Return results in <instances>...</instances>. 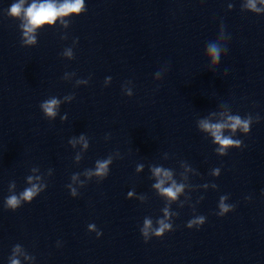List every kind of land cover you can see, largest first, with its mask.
Wrapping results in <instances>:
<instances>
[{"label":"clouds","instance_id":"clouds-1","mask_svg":"<svg viewBox=\"0 0 264 264\" xmlns=\"http://www.w3.org/2000/svg\"><path fill=\"white\" fill-rule=\"evenodd\" d=\"M26 0H18L11 4L7 10L9 17L13 19H20L23 21L22 28L25 39V43L34 44L36 42V37L33 35L35 30L39 28L42 24H52L56 21L58 17H67L70 15L79 16L82 13L87 11L85 0H63V2H53V0H44L42 3L32 2L27 7H25ZM247 7L256 13L264 11V9L257 8L255 0H248ZM220 48L215 43H210L208 45V53L212 57L213 62L219 61L220 58ZM68 55H71L69 52ZM59 101L55 98H52L48 101L43 102L40 107L43 112L50 117L56 115V107L58 106ZM230 123H219V124H210L207 121H201V128L205 131L211 133L215 138V141L220 145L216 149L217 152L224 154L230 146L240 147L241 142L238 140H233L231 137L223 136L222 130L225 128H230L233 132L237 128L247 133L249 131L250 125L252 124V118L241 119L239 116H230L228 118ZM259 117H257V122ZM83 139V137H81ZM110 161L98 162L96 168V175L105 176L107 174V165ZM154 173L157 177H162L159 182L155 185L161 193L169 197L170 199H175L177 194L182 190L183 185H177L175 182L171 184L170 187H163L166 180H171V173L164 171L160 168L154 169ZM40 189L33 185L30 188L25 189L20 197L16 195H11L6 200V208L15 211L19 208L21 200L31 202L33 198L38 194ZM72 195H76L75 190L72 191ZM225 197H221V203L219 204L220 212L217 213L218 216L223 217L225 213L229 212L233 206L225 204ZM167 216V211L165 212ZM205 222V217L200 216L194 220H191L187 223V227L191 229L194 225L198 229ZM159 227L153 229L152 222L149 219H145L144 227L141 229V234L145 242H148L151 239L150 232L152 236L161 238L164 236L165 232L173 231L172 225L166 223L165 220L158 221ZM90 228L94 226L90 225ZM102 235L101 232L97 233V237ZM19 245L15 246L14 252H19ZM11 264H20L18 259L14 257L11 259Z\"/></svg>","mask_w":264,"mask_h":264}]
</instances>
